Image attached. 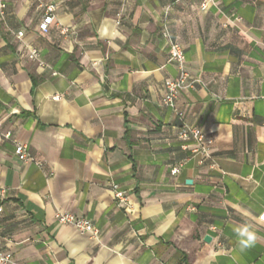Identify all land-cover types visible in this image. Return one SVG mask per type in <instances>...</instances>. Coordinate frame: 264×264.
Returning <instances> with one entry per match:
<instances>
[{
    "label": "crops",
    "instance_id": "obj_1",
    "mask_svg": "<svg viewBox=\"0 0 264 264\" xmlns=\"http://www.w3.org/2000/svg\"><path fill=\"white\" fill-rule=\"evenodd\" d=\"M202 1L5 0L0 235L21 264H264V0ZM165 22L203 82L181 92L183 118L162 105L178 76ZM183 123L214 139L203 164ZM17 142L42 165L20 161ZM245 221L257 240L242 251L232 225Z\"/></svg>",
    "mask_w": 264,
    "mask_h": 264
},
{
    "label": "built area",
    "instance_id": "obj_2",
    "mask_svg": "<svg viewBox=\"0 0 264 264\" xmlns=\"http://www.w3.org/2000/svg\"><path fill=\"white\" fill-rule=\"evenodd\" d=\"M213 0H203L201 3V9L206 10L210 7ZM6 3L5 0H0V14L5 16ZM55 8L53 6L47 7L46 14L44 15L40 24V29L47 31L49 26L53 23ZM18 39H23L24 32L19 31L16 34ZM162 36L166 40L169 48V58L172 63L176 65L178 76L174 79H167L164 84V93L162 98V105L170 107L175 110L176 114L183 118V112L177 107L178 100L181 92L186 88H195L198 83H203L198 77H194L187 69V61L185 55L184 46L172 38L167 22H165L162 29ZM28 58L39 61L40 51L33 46L27 47ZM9 135V134H8ZM179 140L184 142L192 141V153L194 157H198L199 163L203 164L208 159L212 158L214 139L212 136L205 133L201 128L191 126L187 123L179 128L177 132ZM15 154L20 161L35 163L38 166L42 165V161L36 159L29 151L28 145L25 143L17 142L15 145ZM182 164L175 165L171 173L178 175L181 172ZM113 196L120 203L129 205V198L127 193L122 190L119 184L114 183L111 188ZM4 195V190L0 188V197ZM2 207L0 206V212ZM56 220L60 224L72 225L77 231L85 234H91L97 236L99 230L93 224V222L84 217L71 212H58L56 214ZM0 264H21L13 254V252L6 250L3 246L2 236L0 235Z\"/></svg>",
    "mask_w": 264,
    "mask_h": 264
},
{
    "label": "clouds",
    "instance_id": "obj_3",
    "mask_svg": "<svg viewBox=\"0 0 264 264\" xmlns=\"http://www.w3.org/2000/svg\"><path fill=\"white\" fill-rule=\"evenodd\" d=\"M232 231L235 233L236 242L242 251L252 247L257 240L253 226L246 221L233 224Z\"/></svg>",
    "mask_w": 264,
    "mask_h": 264
},
{
    "label": "trees",
    "instance_id": "obj_4",
    "mask_svg": "<svg viewBox=\"0 0 264 264\" xmlns=\"http://www.w3.org/2000/svg\"><path fill=\"white\" fill-rule=\"evenodd\" d=\"M31 79L33 82V87L37 86L40 83V79H37L35 76L31 75Z\"/></svg>",
    "mask_w": 264,
    "mask_h": 264
},
{
    "label": "water",
    "instance_id": "obj_5",
    "mask_svg": "<svg viewBox=\"0 0 264 264\" xmlns=\"http://www.w3.org/2000/svg\"><path fill=\"white\" fill-rule=\"evenodd\" d=\"M206 240H209V237L208 236L206 237Z\"/></svg>",
    "mask_w": 264,
    "mask_h": 264
}]
</instances>
